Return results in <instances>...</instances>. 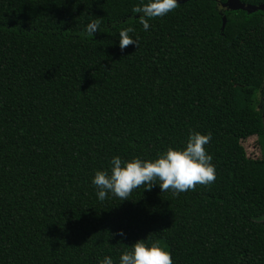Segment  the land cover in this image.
Returning a JSON list of instances; mask_svg holds the SVG:
<instances>
[{"label":"trees","instance_id":"1","mask_svg":"<svg viewBox=\"0 0 264 264\" xmlns=\"http://www.w3.org/2000/svg\"><path fill=\"white\" fill-rule=\"evenodd\" d=\"M225 1H179L145 31L141 0H0V264H119L137 239L173 264H264V10ZM190 130L211 133L214 183L98 199L114 156L154 159Z\"/></svg>","mask_w":264,"mask_h":264},{"label":"clouds","instance_id":"2","mask_svg":"<svg viewBox=\"0 0 264 264\" xmlns=\"http://www.w3.org/2000/svg\"><path fill=\"white\" fill-rule=\"evenodd\" d=\"M179 6L178 0H141L132 12L139 14V22L148 31L151 19L163 17ZM101 31V21L94 19L86 26L88 36ZM134 28L129 26L119 32V47L124 48L138 43L130 33ZM211 141V133L202 134L190 130L183 148L168 147L154 159L133 157L124 160L119 156L111 159V171L97 170L92 179L97 189V197L104 201L109 193L119 201L130 198L136 189L151 190L159 181L162 192L172 191L173 195L195 190L197 185L207 186L215 182L216 171L212 164V156L206 151L205 145ZM110 235L125 234L122 230ZM98 264H114L109 256H105ZM119 264H173L171 253L159 240L146 243L145 239H137L131 244L130 250L121 253Z\"/></svg>","mask_w":264,"mask_h":264},{"label":"water","instance_id":"3","mask_svg":"<svg viewBox=\"0 0 264 264\" xmlns=\"http://www.w3.org/2000/svg\"><path fill=\"white\" fill-rule=\"evenodd\" d=\"M183 1V0H178ZM222 7L225 9H241L245 10L248 13H252L256 10H264V3L258 4V5H252V4H245L241 2L240 0H226L222 3Z\"/></svg>","mask_w":264,"mask_h":264},{"label":"rangeland","instance_id":"4","mask_svg":"<svg viewBox=\"0 0 264 264\" xmlns=\"http://www.w3.org/2000/svg\"><path fill=\"white\" fill-rule=\"evenodd\" d=\"M242 145L247 156L255 158L260 157V148L256 136L246 138Z\"/></svg>","mask_w":264,"mask_h":264}]
</instances>
